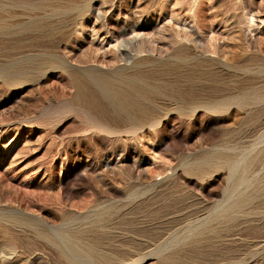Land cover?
Wrapping results in <instances>:
<instances>
[{"label":"rangeland","instance_id":"obj_1","mask_svg":"<svg viewBox=\"0 0 264 264\" xmlns=\"http://www.w3.org/2000/svg\"><path fill=\"white\" fill-rule=\"evenodd\" d=\"M75 1L72 3L68 0H63L62 3H59L57 0H0V41H9L8 43L22 42V44H27L48 40L51 41L50 43L54 47L56 46L55 50H58L57 55L62 56L61 58H64L68 65L76 68L92 66L107 69L126 64V62L130 61V58H134L133 54H135V57H140L143 55L147 56L151 52V59L156 58L160 60L166 55L164 51L172 47L171 42L174 41L173 39H177V34L179 35L180 33V36H184V32L182 33L184 28L182 27L186 24V27L189 28V34H192L191 39L202 43H199L200 48L197 50L200 56L202 55V58L205 57L204 61H202L203 69L211 63L209 62L211 59L215 63L217 62V64L213 62L215 65L211 66L209 64V68L207 67L205 70H214L213 75H216L202 77V80L199 79V81L201 80L199 83L194 84V87L196 86L195 88L193 86L191 87V84L189 82L187 83L183 77L174 76L178 80L175 78L169 79L174 82L173 85H177L176 87L180 89L183 87L182 89L189 91V89L195 90L197 88L198 95L202 99V106L216 99L214 102L211 101V104H216L211 105L212 107L209 104L208 107L210 109H218V111L215 113L211 112V114L210 111L207 112V109L199 108L194 114L191 112L183 116L184 114L179 110H174L173 106L161 104L164 109L167 107L165 110H174H170L171 112L168 110V114H170L166 116L167 118L165 117L166 120L163 118V121L161 120V123L158 125L154 127H151V125L146 126L133 135L126 133L125 135L121 134V136L117 135L118 137L112 136V138L100 130L99 127L93 126L86 121L85 117L87 114H84L85 112L82 113L83 111L80 109L69 105L74 88L70 80H68L69 78L66 73L61 72L60 69L54 72L49 69H43V76L41 75L39 78V75H37L39 79L36 77L34 80L24 83L21 86L5 85L0 81V204L3 203L1 204L2 206H10L11 208L14 207L23 210L24 213L27 210L32 213L34 212L30 214L31 212L27 211V214L30 215L39 217L40 214V217L42 216L44 219L46 217L45 220L48 221V225H51L50 222H54L56 219L58 221L59 215L65 209H67L66 211L70 209V211L75 212L81 210L75 208L82 207L81 202L86 207H89L97 200L105 201L108 198L107 200L112 199L117 203L119 201V205L121 204L122 206L125 201L122 202L123 199L121 198L126 199L128 192H131L130 189L134 190L139 186L144 189L151 187V184L155 182L154 184L158 183V187L155 185V192L168 181H173L174 185L170 189L171 195L169 196V201L178 200L180 197L181 204L180 202L168 203V200L163 201L165 203L167 202L165 204L161 200H156V203L151 202L150 207L143 208L140 211L141 213L132 211L129 214L130 216L127 215L128 220H125L126 223L123 221L112 222L120 228L119 233L125 232L126 236L124 238L129 236L127 238L131 240L135 247H138L142 243L146 245L144 242L146 243L151 239V247L155 248L163 239L165 240L166 237L169 238V234L174 235L179 230L177 228L188 227V225L195 222L196 218H205L206 211L208 212L214 204L222 200L224 191L230 185V182L228 181L229 183H227L226 181L228 180V168L224 165L217 166L218 169L216 166L215 168L213 166L211 167L213 170L207 167L209 177L204 181L198 180L195 176H185L181 168V161L183 162L185 160L184 157H187L186 159L192 157L193 159L195 156L198 157L201 155L199 154L201 151L203 153L209 152L214 146L222 148L226 145L225 147L228 149L232 148L233 150L234 148L233 151L237 150V154L241 151L243 153L246 152L248 156L250 155L249 163L251 165L248 168L250 170L252 168V173L248 169V172L251 173H249V178L256 176L255 174H258L264 168V139H261L264 138V115L259 114L260 117L258 114H255L257 113L255 109L260 107L258 105L247 107L248 111L252 113L249 116L244 110L240 109V102H238L246 92L250 93L253 91L250 97L254 98V94L256 95L264 90V78L261 79L262 75H258L255 72L253 74L251 72L244 74L239 70L241 67L240 69L242 70L250 68L252 71H257L258 67L264 64V0H189V3L193 6L192 8H194L192 9L193 11H188L191 7L189 3L188 6L186 4L188 0H185L184 5L180 4L182 6H177L179 5L177 4L178 0H93L94 2L91 1L94 7L93 16L89 15L78 18L73 26L66 29L65 26L68 25L67 23L70 17L77 15L78 8L83 6L88 0ZM172 4L177 7H174ZM171 5L173 7L172 9H170ZM162 6L163 8L164 6H168L166 9L169 11L165 10V8L163 9ZM98 10H101L103 15V17L101 15V19L95 17ZM170 10L174 14L179 15V19L177 20H181L182 18L186 21L177 23L176 20H168L173 14ZM146 11L148 13L151 11V13L148 15ZM189 13L190 15L195 13V19L197 21L189 18ZM134 14H136L138 17L136 18L139 21V27L135 28L138 35L136 37L134 35L129 37L125 36L124 38L129 41L133 40L136 47L145 41V44H148L146 45L147 48L150 49L147 54L136 55L135 51H129L131 44L127 45L126 42L123 43L124 38H120L117 42H114L105 34V29L108 28L109 24L117 21L126 22L127 18L129 19ZM139 17L141 20H139ZM197 24L200 28L204 29L200 34H196ZM178 31L179 33H177ZM18 39L22 41L20 40V42ZM168 39L171 42L167 41ZM168 43L171 46H167ZM124 46L127 47L125 48ZM27 49H23L22 54H44V51H39L42 48ZM34 50L39 53H36ZM6 52L7 50H0V58L4 56V58L0 59L1 64H5L6 60L9 59L6 57ZM216 65L218 67L215 68ZM233 69L235 72L232 71ZM236 70L239 71L237 72ZM244 75H248V79ZM249 77H251L252 81ZM177 82L178 84L180 82L185 84L186 82L184 85L185 88L181 83L179 87ZM250 89L252 90L250 91ZM235 92L238 96L242 95V97L238 98L237 94H234ZM229 96H232V99ZM219 100L221 102L218 105ZM224 100L225 102L230 100L231 102H228L233 104V106L229 103L225 104ZM56 103H58V106L61 104L62 108L61 106L58 107ZM52 104L53 108H50ZM222 104L228 110L222 107ZM227 104L228 106H226ZM235 104L239 105L236 106ZM67 105L72 110H75H68L69 107ZM221 108H223V112H219ZM54 110L56 115H54ZM64 111L68 113L65 115ZM225 111H228V113H225ZM47 113L48 115L45 121L44 115ZM50 113H52V118L49 116ZM58 115L60 117L62 116L63 119ZM244 116L247 122L243 119ZM250 119L252 120L250 121ZM49 121H51V124ZM248 123L249 125H247ZM241 125L244 127L242 128ZM239 131H241V134ZM245 131L248 133L246 134ZM223 140L224 143L226 142L225 144ZM243 144L244 146H248H245L246 150ZM253 144L256 149L253 147ZM252 150H255L253 158ZM259 162L261 163L259 164ZM223 166L224 170H222ZM260 167L263 168L261 169ZM130 171H132V175ZM166 176L169 178L167 179ZM69 187L70 189H68ZM90 194L92 195L90 196ZM147 197L144 196V199ZM55 198L58 199L57 201L55 200L54 204ZM59 198H62L61 201ZM43 199H50L46 200L48 203L52 200L53 205L51 203L48 204L46 201L47 204L45 202L42 203ZM144 199L142 197L140 200ZM254 200L257 201L255 202ZM62 202L65 203L63 204ZM79 202L81 206L78 205ZM253 202L248 205V208L246 206V209H243L244 211L246 210L245 213L243 211L238 214L237 219L234 220L233 224L231 223L232 226L230 225L229 229L225 230L226 228H223L225 232H223L224 239L220 243H206L209 245L203 247L202 251L199 250L196 253L194 257L196 260L193 264H211L217 256H220V260L215 264H264V197L253 199ZM72 204L74 205L71 207ZM167 204L170 205L169 210L165 209V211L163 206L165 207ZM177 205L183 206L178 209ZM209 205H211L210 208ZM25 209L27 210L25 211ZM159 209L163 210L161 211L162 213H160ZM203 209L206 210L204 211ZM247 209H249L248 212ZM198 215L200 216L197 217ZM167 216H170L169 219ZM141 217H143L142 220L140 219ZM191 219L193 222L190 221ZM134 220L144 222L141 223V221ZM128 221L130 223L127 224ZM150 223L153 225H146ZM125 225L128 226L125 228ZM142 225L145 227L143 228ZM147 227L148 230L140 233L139 237L126 231L128 229L130 231L132 229L134 230V228L135 231L138 228L139 230H143ZM162 228H165L166 231L163 230L161 234L160 231H162ZM18 231L14 230L13 233L18 234ZM225 234L230 238L225 237ZM141 237L144 238L143 240H146H140L142 239ZM23 238L25 240L28 239L25 236ZM227 242L230 245L229 254L224 250V244L227 245ZM38 247V251H31L32 253L27 255L28 253H24L22 249L21 251L15 247H4L1 243L0 264H40L39 261H43V257H41L42 252L45 253L49 264L51 260L53 262L55 256L49 250H43L44 248L42 247V249L39 245ZM56 262L58 264L61 263L55 259L53 263ZM139 264H159V261L156 257L151 256Z\"/></svg>","mask_w":264,"mask_h":264},{"label":"bare ground","instance_id":"obj_2","mask_svg":"<svg viewBox=\"0 0 264 264\" xmlns=\"http://www.w3.org/2000/svg\"><path fill=\"white\" fill-rule=\"evenodd\" d=\"M57 1L59 3L63 2V0H57ZM68 1H70L72 3L76 2L75 0H68ZM91 1H93V0H88L83 6L78 8L77 15H75L74 17H70V19L68 20V23H67L68 25L65 26L66 29H68L70 26H73L78 18L86 17V16L92 15L94 13L93 12L94 7H93V4L91 3ZM166 1H169V0H166ZM173 1H175V0H173ZM171 3H173V2H171ZM174 3H176V2H174ZM184 3H185V0H178L177 4H179V5H177V4H175V5L182 6L180 4L184 5ZM188 3H189V0L186 3L187 6H188ZM172 5H171L170 9L173 8ZM177 6H174V7H177ZM192 7H193L192 5H191L190 9H188L189 8L188 7L187 8L188 11H193L192 9H194V8H192ZM162 8H163V6H162ZM164 8H165V10H168V9H166V8H168V6L167 7L164 6ZM160 11H161V9H160ZM170 11L172 12V10H170ZM162 12L165 13V11H163V10H162ZM194 12H196V11H194ZM138 13H139V11H138ZM146 13L149 15V13H151V11L149 13L146 11ZM155 13H157V12H155ZM101 15H102L101 10H98L97 15L95 17H97L98 19H101L103 17V15H102V17H101ZM188 15H190V13ZM134 16L129 17V19L127 18L126 22H118L117 21L113 24L112 23L109 24L108 28L105 29L106 30V32H105L106 36L107 37L109 36L111 41H114V42H117L120 38H124L125 36L129 37V36L134 35L136 37L138 35V33L136 32L135 28L139 27V25H138L139 21L137 19L138 17L136 16V14H134ZM178 16H179L178 14L173 13L171 15L170 19H168V20H174V21L176 20L177 23H182V22L186 21L185 19H182V18H181V20H177V19H179ZM195 16H196V14L194 13V14L190 15L189 18L195 19ZM142 17H144V16H142ZM167 17H169V16H167ZM186 19H188V18H186ZM139 20H141L140 17H139ZM176 25H178V24H176ZM183 25H184V23H183ZM186 26L187 25L185 24V26L182 27V28H184V30L181 29L182 33L184 32V36L183 35L180 36V33L178 31L177 33H179V35L176 33L177 34L176 40L173 39V38H175L174 36L172 38L174 41L171 42V40H169V39L167 40V41L171 42L172 47L168 48L167 51L166 50L164 51L166 55L164 54L165 56L162 57L160 60L159 59L157 60L156 58H155L156 60L151 59V56H150L151 52H149L150 49L147 48L146 45H148V44H145L146 43L145 41L141 42L142 44H139V46L137 45V47H136L135 43H133V40L129 41L128 39L126 40L124 38L123 43L126 42L127 45L131 44L130 49L128 47L129 51L130 50L133 52L135 51L136 55H140V54H144V53L147 54L148 52L150 54L147 56L143 55L140 57H138V56L135 57V54H133L134 58H132V59L130 58V61L127 60L128 62H126V64L118 65V66L107 68V69H102L99 67H92V66L86 67V68H76L74 66L68 65V63H66L67 61L64 60V58H61L62 56L60 57L57 55L58 50L57 51L55 50L56 46L54 47V45L52 43H50L51 41H48V40L37 41V42H39L38 44H36L37 42L36 43L30 42L27 44H22L21 39H18L19 41L21 40L20 41L21 43H19V42L8 43L9 41H7V42L6 41L5 42L0 41V50H2V51H3V49L7 50L6 57L9 58L8 60H6L5 64L0 63V81L2 83H4L5 85L21 86L24 83H28L29 81L34 80L37 77V75H39V78L41 75L43 76V74H44V71H42L43 69L44 70L49 69L50 71H53V72L57 71V70L59 71V69H60L61 72L66 73V75L69 78L68 80H70L71 85L74 88V93L72 94V99H71L69 105H72V106L80 109L81 111H83L82 113L85 112L84 114H87V116L85 115L86 116L85 120L88 121L93 126L99 127L100 130H102L105 134L110 135V137L117 136V135L121 136V134L125 135L126 133H129V134L131 133V135H133L134 133L139 132V130H142L143 128H145L146 126L151 125V127L152 126L154 127L155 125H158L159 123H161V120L163 118H164V120H166L165 117L170 114V113L168 114L169 109L165 110V109H167V107L164 109L161 104H166L167 106H173L174 110H179L180 112H182V114H184L183 116H186L185 114H188L191 112H192V114H194L195 111H197V109L199 110V108L207 109V112L210 111V113L211 112L215 113L216 111H218V109H210L208 107V105L210 104V106H211V105H214L216 103L211 104V101H212L211 100L210 102L207 101L209 104L202 106V103H201L202 99L198 95L197 88L195 90L189 89V91H187V90L182 89L183 87L181 89L177 88L176 87L177 85L176 86L173 85L174 82L171 81L172 78L174 79L175 77H183L184 80L187 81V83L189 82L191 84V87L192 86L194 87V84L199 83L202 80V77L213 75L214 70L213 71L211 69L205 70V68H207V67L209 68V66H208L209 64L211 66H214L215 64H217V62L215 63L214 61H212L210 59L209 62H211V63L208 64V62H207V64H208L207 67H205L203 69L202 61H204L205 57L202 58V55L200 56V54L198 53V50L200 48L199 43L200 44H202V43L200 41H195V40L191 39L192 34H189V28H187ZM204 26H206V25H204ZM203 30L204 29L200 28L197 24L196 34H200ZM95 33H97V32L95 31ZM57 45H58V43H57ZM169 45L170 44L168 43L167 46H169ZM37 47L39 49L42 48L39 51H44V54H39V55L35 54V53L34 54H29V53L28 54H26V53L22 54L24 51L23 49L28 48L27 50H29V49H36ZM124 47L126 48L127 46H124ZM202 48H203V46H202ZM162 49H164V48H162ZM123 50H125V49H123ZM152 52H155V51H152ZM160 52H158V53H160ZM36 53H39V52H36ZM159 55H161V54H159ZM2 58H4V56ZM2 58H0V59H2ZM205 63H206V60H205ZM218 65H220V64H218ZM216 67H218V66L216 65L215 68ZM236 67H235V69H236ZM252 67H253V65H252ZM232 68H234V67H232ZM240 68H239V70H241L244 74H249L250 72L253 74V72H255L258 75H262L261 79L264 78V64L259 66L257 71H252L250 68H246V70H242ZM232 71H234V69ZM215 75H213V76H215ZM246 77L248 79V75L245 76V78ZM251 77H249V78L252 81ZM257 77H260V76H257ZM169 78H171V79H169ZM240 78H241V76H240ZM245 78H244V80H245ZM175 79H177V78H175ZM199 79H201V80L199 81ZM246 82H248V80ZM177 84H178V82H177ZM185 84H186V82H185ZM185 84H182V85L184 86ZM180 85H179V87H180ZM261 85H263V84H261ZM261 85H260V87H261ZM256 87H258V86L256 85ZM184 88H185V86H184ZM258 89H260V88H258ZM251 90L252 89H250V91ZM229 91H231V90H229ZM235 91H237V89H235ZM240 91L242 92V90H240ZM263 91L264 90H262V92L258 93L259 92V90H258V92H256L258 94H256V95L254 94V96H255L254 98L250 97V95L253 91H251L250 93H248V92L244 93L243 92L244 93L243 97H242V95L238 96V94L235 92L234 94H237L238 98H240V97L243 98V99L240 98V101H238V102H240L239 103L240 105L238 104L239 107H241L240 109L244 110L245 113L250 116V115H252V113H250L248 111L247 107H252V106L254 107V106L260 105V107L255 109L257 111V113H255V114H258V116H260L261 114L264 115V105H262V104H264V92ZM241 92H240V94H241ZM218 93H219V91H218ZM212 94H214V93H212ZM231 94H232V92H231ZM200 95L202 96V94H200ZM223 95H224V93H223ZM232 96L231 97L229 96V97L232 99ZM237 96H235V97H237ZM208 97H209V95H208ZM221 97H223V96L221 95ZM217 98H219V97H217ZM224 99H228V98H224ZM214 100H216V99H213L212 102H214ZM228 101H230V100H227V102H225V100H224V103L225 104L229 103ZM234 101H235V99H234ZM234 101L232 100V102H234ZM219 102H221V100L218 101V105H219ZM56 104L58 106V103H56ZM229 104L233 106V104H231V103H229ZM59 105L62 108V105L61 104H59ZM218 105H216V106L218 107ZM235 105L238 106L237 104H235ZM60 106H58V107H60ZM226 106H228V104ZM222 107H225V106L223 105ZM50 108H53V104L51 105ZM49 109H48V111H49ZM64 109H65V106H64ZM70 109L71 108L69 107L68 110H70ZM222 109L223 108H221V111H219V112H223ZM225 109H226V107H225ZM55 110H54V115H56ZM59 110H61V109H59ZM59 110H57V111L60 112ZM73 110H75V109H73ZM73 110L71 109V111H73ZM170 110H172V109H170ZM174 110H172V111H174ZM226 110H228V109H226ZM46 111H47V109H46ZM50 111H53V110H50ZM204 111L206 112V110H204ZM48 113L46 115H44L45 121H46ZM67 113L68 112H65V115ZM225 113H228V111L227 112L225 111ZM51 114L52 113H50V115H49L50 117H51ZM255 114H253V116H255ZM59 115H61V114H59ZM183 116H182V118H184ZM63 117H65V116H63ZM42 118H43V116H42ZM60 118H62V116ZM49 119H47V120H49ZM243 119H245V116ZM252 119H250V121ZM56 121H57V119H56ZM50 122L51 121H49V123ZM245 122H247L246 119H245ZM243 123H244V121H243ZM249 123L247 125H249ZM242 125H241V127H242ZM260 125H261V123H260ZM246 127H248V126H246ZM240 132L241 131H239V133ZM235 133H236V131H235ZM237 133H238V131H237ZM247 133L248 132H246V134ZM259 137H260V135H259ZM261 139L263 140L264 138H261ZM259 142H260V140H259ZM223 143H224V140H223ZM256 143H257V140H256ZM217 144L219 145V143H217ZM243 146H244V144H243ZM243 146H242V148H243ZM245 146L248 147L247 145H245ZM245 146H244V149L246 150ZM256 146H258V145H256ZM224 147L219 148V147L214 146V147H212L213 149L210 148L211 151H209V152L207 151V149H206L207 152L203 153L201 151L202 153L201 152L199 153L201 155H199L198 157L195 156L196 158L194 156H193L194 157L193 159H192V157L191 158L189 157L190 159H186L187 157H184L185 160H183V162L181 161V168L183 169L185 176H189V177L195 176V177H197L198 180H202V181H204L205 179H208V177H209V174H207V169H206L207 167H209V169H210L213 166H214V168H215V166L217 167L219 165L226 166V168H228V180H226V181H227V183L230 182V185H228L226 183V185H228L229 187L226 190L223 189L225 191L223 193L222 200L220 202L218 201L216 204H214L208 212L206 211L207 214L205 215L206 216L205 218L200 217L201 218L200 219V218L195 217L196 218L195 222H193L191 219L190 221L193 222V223H191V225H188V227L186 226L185 228L184 227L177 228L179 230H177L176 233L174 231V233H175L174 235L169 234L170 235L169 238L166 237V238H168L167 240H166V238H165V240L161 239L162 241L159 242L160 244L156 245L155 248L151 247V244H152L151 239L150 240L147 239L148 241L146 243L144 242V244H146V245H143V243H142V244H139L138 247H135L134 244L131 242V240H129L127 238L129 236L124 238V236H126L125 232L123 231L124 233L123 232L119 233L120 228H118L112 222H116V221L122 222L123 221L126 223V221L128 220L127 215L131 214L132 211H136V212L138 211L139 213H141L140 211H142L143 208H145L147 206L150 207L151 202L154 203L156 200L157 201L161 200L162 202L167 201V200L169 201V196L171 195L170 189H172L171 186L174 185L173 181H171V182L168 181L164 185L160 186V189H161V190L159 189L160 191L157 190L155 192H154V190L156 189V186L158 184V183L154 184L155 182L153 184H151V187H146L147 186L146 185L145 187L147 189L146 188L143 189L140 186H139L140 188L137 186L138 188H135L134 190L130 189L131 192H128L126 199L123 197L121 198V199H123L122 202L125 201V203L122 206H121V204L119 205V203H120L119 201H118V203L114 202L111 199V197H109L111 200H107L108 199L107 198L105 201L97 200V198H96L97 201L94 202V204L91 206H89V204L86 201V203L88 204L89 207H86L81 202V205H83V206L82 207H75L76 209H81V210H78L76 212L70 211V209H69V211H66L67 209H65L64 211L60 210V211H62V214L59 215L58 221L54 217L56 220L54 222H50L51 225H48V221L45 220L46 217L44 219V217L43 218H42V216L40 217V214H39V217L35 216V215H30V214H33L34 212L32 213L31 211L25 209V211L27 210V211L31 212L30 214H27V211H26V213H24L23 210H19V209H16L14 207L11 208L10 206H9L10 208L7 206H2L1 204H3V203H1L0 204V241L4 247L7 246V247H15V248H18L20 250L22 249L24 253L25 252L28 253L27 255H29V253L31 254L34 251H38L40 249V247H38V245H39V246H41V248L42 247L44 248V249L42 248L43 250H46V249L49 250L55 256V259L60 261L62 264H139L140 262L150 258L151 256L156 257L159 261V264H193L196 260L194 258L196 256V253H198L199 250L202 251L203 247L209 245L206 243H211V244L215 243V242L220 243L224 239L223 228L224 229L226 228L225 230L229 229L230 225L232 226L234 220L237 219L236 217L238 216V214L242 213L244 211L243 209L248 208V205L251 204V202H253V199H256L258 197L259 198L264 197V168L262 167L263 170L259 171L258 174H255L257 177L256 176L251 177V175H250L251 178H249L248 176H249L250 172H248V169H249L248 167H249V165H251L249 163L250 162V159H249L250 155L248 156V154H246V152L243 153V152L239 151V149H238L239 154H237L236 153L237 150L233 151L234 148L232 150V148L228 149V148H226V147L224 148ZM253 147H254V144H253ZM254 148L256 149V147H254ZM203 151H205V150H203ZM230 151H232V153H230ZM254 151H253V154L251 153L252 158L254 157L253 156ZM249 153H250V151H249ZM260 154H262V153H260ZM257 156H258V154H257ZM260 163L261 162H259V164ZM263 164H264V162H263ZM224 166H223L222 170H224ZM217 169H218V167H217ZM217 169H215V170L217 171ZM251 170H252V168H251ZM258 170H260V169H258ZM208 171H210V170H208ZM131 172L132 171H130V174H131ZM251 173H252V171H251ZM168 178L169 177H167V179ZM210 178H211V176H210ZM159 183H161V182H159ZM162 183H164V182H162ZM138 184H139V182H138ZM73 188H75V187H73ZM109 188H110V186H109ZM68 189H70V187ZM175 189H177V188H175ZM176 191H178V190H176ZM63 192H64V190H63ZM63 195H64V193H63ZM91 195L92 194H90V196ZM144 196H148V197L144 199ZM180 196H182V195L180 194ZM142 197L144 200H140ZM182 198H183V196H182ZM186 198H187V196H186ZM57 199L58 198L54 199V204H55V200L57 201ZM61 199L62 198H59L60 201H61ZM46 200H50V199H45V200L43 199L42 203L45 202ZM170 200H172V199L170 198ZM178 200L169 201L168 203L180 202V204H181L180 197ZM90 201H88V202H90ZM94 201H95V198H94ZM261 201H262V199H261ZM3 202H4V200H3ZM46 202L48 203V201H46ZM183 202H185V201H183ZM212 202L214 203V201H212ZM255 202H253V203H255ZM49 203L52 204V200ZM163 203H165V202H163ZM79 204H80V202L78 203V205ZM256 204H259V203H256ZM60 205H62V204H60ZM73 205L74 204H72L71 207ZM81 205H79V206H81ZM157 205H159V204H157ZM198 205H199V203H198ZM211 205H209V208ZM169 206L170 205L167 204V206L166 205H165V207L163 206V209L164 210L168 209ZM177 206L179 209V207H181L183 205H181V206L177 205ZM199 206H201V205H199ZM206 206H208V205H206ZM195 207H192V208H195ZM151 208H154V207H151ZM59 209H57V210L59 211ZM191 210H193V209H191ZM248 210L249 209H247V212H248ZM80 211H82V212L80 213ZM145 211H146V209H145ZM151 211H153V210H151ZM154 211H156V210L154 209ZM161 211H163V210H160V213H162ZM192 212H189V213H192ZM245 212H246V210L244 211V213ZM158 214H159V212H158ZM189 215H191V214H189ZM195 215H197V214H195ZM241 215H240V217H241ZM57 216H58V214H57ZM146 216H147V214H146ZM146 216H144V217H146ZM199 216L200 215H198L197 217H199ZM167 217L169 219L170 216H167ZM140 219L142 220L143 217H141ZM144 219H146V218H144ZM148 219H149V217H148ZM160 219H161V216H160ZM164 219H166V218H164ZM170 219H172V218H170ZM141 220H139V221H141ZM129 221L127 222V224L130 223ZM134 221H138V220H134ZM162 221H163V219H162ZM143 222L141 221V223H143ZM187 222H188V220H187ZM132 225H134V224H132ZM146 225H153V224L150 223V224H146ZM166 225H165V227L167 229ZM126 226H128V225H125V228H126ZM183 226H185V225H183ZM144 227L145 226H143V228ZM170 227H171V225H170ZM145 229L139 230V228H138V230L135 231V228H134V230L132 229L133 231L132 230L130 231L129 229L126 231H128L129 233H132L134 236L139 237L140 233H144L145 231L148 230V227ZM14 230H19L18 231L19 235L17 233L14 234L13 233ZM161 230L162 231H160V232L162 234V232H163V230H165V228L164 229L162 228ZM156 232L158 233V231H156ZM167 232H168V230H167ZM22 236L23 237L25 236L28 239L25 240ZM163 236H164V233H163ZM226 236H227V234H225V237ZM227 237H229V236H227ZM141 238L142 239H140V240L144 239L143 237H141ZM149 238H151V237H149ZM133 240H135V239H133ZM145 240H143V241H145ZM224 250L226 251L227 254H229V252H230L229 243L227 245L224 244ZM47 254H49V253H47ZM52 254H49V255H52ZM41 257H43V259ZM41 257L40 258L43 261H39L40 264H49L48 259L45 256V253L42 252ZM41 259H39V260H41ZM55 259H53V262L55 261ZM216 259H218V260L215 261ZM219 260H220V256H217L216 258L213 259L212 263L215 264ZM51 261H50V264H58V262L53 263ZM61 263H59V264H61Z\"/></svg>","mask_w":264,"mask_h":264}]
</instances>
